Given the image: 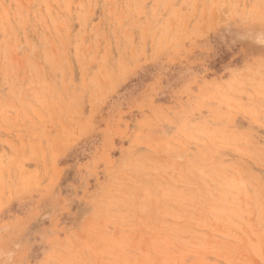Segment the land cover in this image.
Here are the masks:
<instances>
[{
    "label": "rangeland",
    "instance_id": "obj_1",
    "mask_svg": "<svg viewBox=\"0 0 264 264\" xmlns=\"http://www.w3.org/2000/svg\"><path fill=\"white\" fill-rule=\"evenodd\" d=\"M0 264H264V0H0Z\"/></svg>",
    "mask_w": 264,
    "mask_h": 264
}]
</instances>
